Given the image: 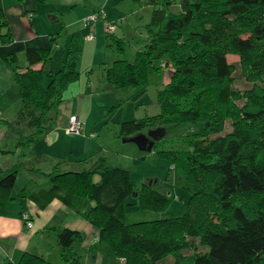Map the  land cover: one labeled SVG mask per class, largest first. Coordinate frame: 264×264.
<instances>
[{"label": "trees", "instance_id": "obj_1", "mask_svg": "<svg viewBox=\"0 0 264 264\" xmlns=\"http://www.w3.org/2000/svg\"><path fill=\"white\" fill-rule=\"evenodd\" d=\"M146 2L153 9L144 27V49L132 62L114 60L105 70V82L113 88L143 90L149 71L166 73L173 66L175 72L156 92L159 114L121 122L119 136L129 139L156 126L166 136L189 126L190 132L168 148L155 150L164 136L149 151L168 160L182 176L190 194L183 214L128 223V209L160 212L169 197L155 190L153 180L136 189L127 170L100 159L93 169L81 172H62L60 163L46 174L24 166L25 161L8 174L0 168V216H6L16 201H30L43 210L57 200L88 222L98 245L121 264H158L169 256L174 264H264V86L257 84L243 93L233 90V67L226 58L239 56L247 81L264 80V0H177L176 13L169 9L170 0ZM4 24L0 17V30ZM105 33L109 45L122 50V40L108 34L106 26ZM10 43V35L0 32V44ZM51 54V49H27V68L21 73L15 55L5 58L14 71L20 106L13 121L0 120L7 140L15 139L13 150L1 155L16 149L25 157L27 149L54 128L63 93L78 80L77 57L71 51L56 70L48 71ZM38 64L41 67L34 69ZM228 120L231 131L219 135ZM21 168L33 178L14 194ZM20 212L21 220L26 214L32 222L24 209ZM82 238L81 232L69 228L56 233L61 264H80L74 245ZM189 239H197L206 250L197 252ZM185 250L192 254L185 255ZM60 263L25 253L7 264Z\"/></svg>", "mask_w": 264, "mask_h": 264}, {"label": "rangeland", "instance_id": "obj_2", "mask_svg": "<svg viewBox=\"0 0 264 264\" xmlns=\"http://www.w3.org/2000/svg\"><path fill=\"white\" fill-rule=\"evenodd\" d=\"M170 2L169 9L174 13L179 12L177 0H170ZM151 12L152 8L146 6L145 11L139 13L140 19L135 20V17H129L125 22L124 20H121L120 23L116 21L117 29L114 34L115 37L122 40V50H118L114 44L109 45L107 40V45L104 48L105 63L94 64L92 55L87 49L88 45L83 42L85 36H73L74 42L78 46V49L74 47L72 50V53L77 57L78 80L70 84L63 93L66 101L56 110L55 125L52 130L55 131V134H50L51 137L49 135L45 140L42 139L38 144H34L35 154L32 152L29 161L24 164L28 168L39 169L46 174L50 173L52 168L60 163L62 172H81L93 169L100 159H104L109 166L127 170L131 175L133 186L138 190L147 180L159 181L158 184H154L155 190L165 192L169 197L165 209L160 212H141L132 207L126 211V221L128 223L181 216L190 200V194L185 189L182 176L176 169H171L168 160L157 157L154 151H141L136 143L124 142V139L119 136L121 122L144 119L159 114L156 92L163 87L165 77L168 81L169 77L175 72H173V66H170V70L166 73L163 71H160V73L149 71L148 85L143 90L132 87L113 88L105 82V70L112 65L114 60L125 59L132 62L135 54L144 49L146 45L144 27L150 20ZM60 41L62 40L54 45H60ZM82 45L86 47L81 53ZM226 58L233 67V90L243 93L251 90L254 85L264 86V80L258 79V82L254 84L247 81V77L243 74L239 56L228 55ZM91 85L93 88H91ZM242 104L243 102L237 103L238 106H242ZM69 108L82 114V121L80 122L83 123V130L79 134L64 136L63 130L68 127L69 123L67 122V124L61 126L59 121L62 118L61 115ZM223 128V132L219 134L221 136H225L231 131V121H225ZM157 129H159L157 126L151 127L142 131V134L147 136ZM189 132V126L170 130L164 140L156 145L155 150L168 148L171 141L185 136ZM54 135L58 138L55 143H53L55 141ZM136 136L134 135L131 138ZM164 141H168V143H164ZM2 143L7 144V147L11 146L10 139H4ZM0 149L6 148L1 146ZM17 162L16 158L3 157L0 159V168L4 170V174L11 173L15 169L18 170ZM32 178L33 176H30L24 168H21L17 173L14 194L19 192L22 186ZM35 179L38 182L46 181L43 178ZM95 181H98L97 177H95ZM188 241L192 244V248L197 249V252L206 250L199 246L197 239H189ZM95 251L97 250L95 249ZM93 254H96V252ZM184 254L191 255L192 251L185 250ZM53 255L58 256L59 254L54 252ZM96 258L82 253L79 256V261L80 264H97ZM106 258L107 262L102 261V264H119L114 256ZM171 261L172 258L169 256V259L166 258L160 264H172Z\"/></svg>", "mask_w": 264, "mask_h": 264}, {"label": "crops", "instance_id": "obj_3", "mask_svg": "<svg viewBox=\"0 0 264 264\" xmlns=\"http://www.w3.org/2000/svg\"><path fill=\"white\" fill-rule=\"evenodd\" d=\"M146 6H150L146 0H0V17L5 23L0 32L3 35L8 33L12 40L10 44H0V120L13 121L20 106L14 71L12 65L5 59L7 56L17 57L15 66L21 73L27 68L25 59L27 49H51L52 59L46 63L45 67L48 71L54 70L59 67L67 52H72L74 47L78 49L77 43L74 42V35L86 37L92 33L93 40L88 41L84 37L83 42L88 45L87 49L92 55L94 64L105 63L106 22H120L121 20L125 22L129 17H135V20H138L141 18L140 11H145ZM150 7L153 9V6ZM98 12L104 13V19L98 20L88 28L83 27V20ZM59 40H62L61 44L55 46L54 44ZM85 47L82 45L81 53ZM40 67L41 64H38L34 66V69ZM167 82L165 77L164 85ZM91 88H93L92 85ZM61 116L59 121L61 126L67 124L69 117L72 116L82 121V114L71 108ZM52 130L47 132L42 139L45 140L50 134H55ZM8 138L5 129L0 126V147L6 148L0 149V152L13 150L15 139L11 141L10 147L2 143ZM54 140L53 142L52 139L53 143L58 141L56 135H54ZM14 150L13 154H0V159L3 157L16 158L19 164L22 160L29 161L32 152L34 153L33 146L27 149L23 158L20 157V150ZM27 174L30 173L27 172ZM30 176L33 175L30 174ZM22 209L31 217L33 226L30 229L26 228L21 220L20 211ZM63 228L82 233V241L74 245L77 254L83 253L92 258L97 257V264H102V261L107 262L106 257L113 256L96 243L97 235L93 227L57 200L52 201L43 210L30 201H22V203L16 201L11 204L6 216H0V264L16 263L25 253L40 255L46 259L53 257L55 263H59L60 253L55 235ZM54 252L59 255L54 256ZM94 252L96 254H93ZM115 260L121 264L119 259L115 258ZM171 262L174 264L173 259Z\"/></svg>", "mask_w": 264, "mask_h": 264}, {"label": "built area", "instance_id": "obj_4", "mask_svg": "<svg viewBox=\"0 0 264 264\" xmlns=\"http://www.w3.org/2000/svg\"><path fill=\"white\" fill-rule=\"evenodd\" d=\"M100 18H104V14L102 12H98L95 15L93 14V15L85 18L83 20V27L88 28L91 24L96 23L98 21V19H100ZM116 29H117V23H108L106 25V32L108 34H113ZM85 39L88 41H92L93 40V34L89 33L85 37ZM162 65H164V64H162ZM170 68H171L170 66L167 68V72H168V70H170ZM82 130H83V123L80 122L77 117L72 116L69 119L68 127L66 129H64V135L79 134V133H81ZM22 220H24L26 228H28V229L32 228V226H33L32 222H30L28 220V216L26 214H24L22 216Z\"/></svg>", "mask_w": 264, "mask_h": 264}, {"label": "water", "instance_id": "obj_5", "mask_svg": "<svg viewBox=\"0 0 264 264\" xmlns=\"http://www.w3.org/2000/svg\"><path fill=\"white\" fill-rule=\"evenodd\" d=\"M165 133L162 129H157L150 132L147 136L144 134L137 135L136 137L124 139V142L136 143L141 151L149 152L153 146V143L164 137ZM157 181L154 182L156 184Z\"/></svg>", "mask_w": 264, "mask_h": 264}]
</instances>
